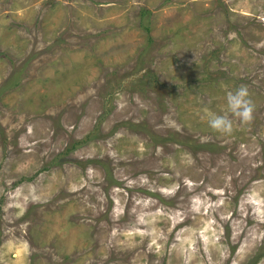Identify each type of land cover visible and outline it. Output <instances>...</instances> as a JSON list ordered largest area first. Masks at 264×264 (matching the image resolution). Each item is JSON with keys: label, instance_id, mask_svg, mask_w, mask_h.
Listing matches in <instances>:
<instances>
[{"label": "rangeland", "instance_id": "1", "mask_svg": "<svg viewBox=\"0 0 264 264\" xmlns=\"http://www.w3.org/2000/svg\"><path fill=\"white\" fill-rule=\"evenodd\" d=\"M0 264H264V0H0Z\"/></svg>", "mask_w": 264, "mask_h": 264}, {"label": "clouds", "instance_id": "2", "mask_svg": "<svg viewBox=\"0 0 264 264\" xmlns=\"http://www.w3.org/2000/svg\"><path fill=\"white\" fill-rule=\"evenodd\" d=\"M227 113L239 119L240 123H246L251 120L254 105L249 96L246 85H241L233 91L226 94ZM207 112V110H205ZM208 127L223 134L231 133L232 121L227 114H216L207 112Z\"/></svg>", "mask_w": 264, "mask_h": 264}, {"label": "trees", "instance_id": "3", "mask_svg": "<svg viewBox=\"0 0 264 264\" xmlns=\"http://www.w3.org/2000/svg\"><path fill=\"white\" fill-rule=\"evenodd\" d=\"M142 13L144 14V12H142ZM259 259H260V258H257L256 262H254V263H257V262L259 261Z\"/></svg>", "mask_w": 264, "mask_h": 264}, {"label": "bare ground", "instance_id": "4", "mask_svg": "<svg viewBox=\"0 0 264 264\" xmlns=\"http://www.w3.org/2000/svg\"><path fill=\"white\" fill-rule=\"evenodd\" d=\"M257 23V22H256ZM225 217V216H224Z\"/></svg>", "mask_w": 264, "mask_h": 264}]
</instances>
